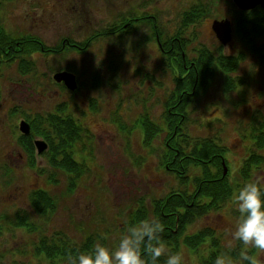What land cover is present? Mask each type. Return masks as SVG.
Masks as SVG:
<instances>
[{
	"label": "rangeland",
	"instance_id": "obj_1",
	"mask_svg": "<svg viewBox=\"0 0 264 264\" xmlns=\"http://www.w3.org/2000/svg\"><path fill=\"white\" fill-rule=\"evenodd\" d=\"M194 6L206 9L208 20L229 16L235 9L230 0H10L4 2L0 17L7 31L34 35L54 49L61 43L84 44L96 33L117 26L132 9L156 16L164 32L174 34L181 28L183 11ZM206 18L184 31L190 52L200 44L216 53L237 52L239 41L237 50H219L220 42L209 34ZM150 34L147 25H137L129 34L92 42L85 52L71 47L50 55L36 51L29 58L34 63L29 73H23L16 61L0 63V264H65L37 252L42 236L80 243L91 235L95 245L114 247L142 202L150 207L171 190L183 188L161 165L166 131L147 146L138 123L148 114L166 129L165 108L174 89L172 68L161 59ZM258 45L264 46V41ZM252 54L249 51L234 74L251 83L244 87L245 96L227 94L225 76L218 73L216 83L189 108V135L213 138L226 148L227 174L238 186L246 181L239 171L249 155L255 151L264 156V149L251 137L254 113L243 112L246 102L255 106L256 94L264 90V63ZM60 71L76 75L78 91L55 81L53 76ZM64 105L86 128L76 144V158L85 160L87 168L75 185L70 176L49 165L36 147L38 169L33 168L20 143L19 124L25 115H46ZM255 175L264 176V164L253 169L251 177ZM38 189L55 196L53 212L40 216L31 208V194ZM233 199L234 195L220 209L196 219L186 235L211 229L222 245L237 246L229 236L238 217ZM22 214H28L35 231L15 225ZM204 245L209 251L210 236ZM177 250L184 253L185 264H200L199 254L182 241ZM162 251L167 256L174 250L162 246ZM253 264H264V252L256 250Z\"/></svg>",
	"mask_w": 264,
	"mask_h": 264
},
{
	"label": "trees",
	"instance_id": "obj_2",
	"mask_svg": "<svg viewBox=\"0 0 264 264\" xmlns=\"http://www.w3.org/2000/svg\"><path fill=\"white\" fill-rule=\"evenodd\" d=\"M5 1L10 0H0V12ZM197 9L193 7L185 13L181 28L177 32L184 34V31L193 22L194 17H202L203 11ZM254 15L259 19L245 23L246 28L243 26L240 29V32L243 31L244 37L250 43L253 39L254 42L260 37L264 39V13L255 12ZM122 29L121 26L108 27L104 32L96 33L93 38L87 39L82 49L75 50L85 52L92 42L97 41L102 36L105 38L122 33ZM61 44L53 49L48 48L44 42L34 35H14L7 31L0 17V63L16 61L23 73H29L34 70L33 60L29 58L36 51L50 55L52 53H62L64 50L69 49L66 44ZM200 52L203 61L198 63L197 72L199 76L197 84L196 73L193 72L182 80L178 77V75L183 76L186 73L182 64H175V69L172 66L176 91L180 93L183 89H187L191 94L186 96L181 103H178V97L174 96L173 93L169 96L165 108L166 129L154 122L148 114L142 116L138 121L145 134V144L147 146L152 145L161 134V131H166L167 136L163 142L161 165L165 171L177 177L183 188L171 190L163 198L152 201L150 207L142 202L133 212L129 224L131 227L143 219L157 217L165 229L161 234V241L158 246H161V248L167 246L176 251L182 241L187 247L199 254L200 264H211L212 259L221 252H228L233 264H239V256L247 254L253 264L255 249L245 252L244 246L240 244L234 248L226 247L221 244L220 238L216 237L211 229H203L194 234L186 235L188 227L196 219L211 211L220 209L238 188L237 181L229 179V173L224 176L223 161L227 164L226 148L213 138H192L188 132L189 122L191 121L190 104L213 86L218 73L225 76L224 91L227 94L235 91L237 83L229 78L230 73L235 71L238 63L226 57L223 51L216 53L214 59L206 48H202ZM67 110V106L64 105L59 106L55 112L46 115L37 114L35 117L25 115V120L31 125V134L27 136L22 134L20 143L25 153L30 157V165L38 169L35 166L36 150L34 140L36 138L44 139L49 148L43 154L47 157L49 165L70 176L71 185H75L76 178H79L87 168L85 160L79 161L76 158V144L81 141L82 136L86 133V128L72 115L68 114ZM251 135L252 139L257 141L258 148L264 149V125L255 123L251 129ZM263 164L264 156L254 151L244 161L239 174L247 180L251 177L253 169ZM30 206L40 216L51 213L56 207L55 196L46 189L35 190L30 197ZM15 225L24 227L29 231L37 229L34 223L30 222L28 214L19 215ZM208 236L211 237L209 251L208 246L204 245ZM94 246L95 239L91 235L80 243L63 238L42 236L36 244V250L39 254L44 253L47 258L53 261L59 259L66 264L69 256H73L80 251L91 250ZM145 259L148 264H151L150 255H146ZM165 259L166 256L162 251L158 264H164Z\"/></svg>",
	"mask_w": 264,
	"mask_h": 264
},
{
	"label": "clouds",
	"instance_id": "obj_3",
	"mask_svg": "<svg viewBox=\"0 0 264 264\" xmlns=\"http://www.w3.org/2000/svg\"><path fill=\"white\" fill-rule=\"evenodd\" d=\"M233 203L238 217L229 232L230 240L246 246L245 252L247 247L264 252V176L255 175L240 184ZM164 230L157 217L143 219L129 227L114 247L98 243L91 250L69 256L66 264H148L146 255L151 256V264H158L162 254L158 245ZM164 264H185V255L178 250L171 251ZM211 264H233V260L228 252H221ZM239 264H252L251 258L240 255Z\"/></svg>",
	"mask_w": 264,
	"mask_h": 264
},
{
	"label": "flooded vegetation",
	"instance_id": "obj_4",
	"mask_svg": "<svg viewBox=\"0 0 264 264\" xmlns=\"http://www.w3.org/2000/svg\"><path fill=\"white\" fill-rule=\"evenodd\" d=\"M230 1L235 7V9H233V14H230L229 16H221L219 18H214L213 20L211 19L208 20V18H206L205 16L206 9L201 8V10L203 11L202 17H199V16L194 17L193 22L190 25L197 26L198 24L202 23L204 19L206 18L209 24V30H208L209 34L212 35V38H215V40L217 39L220 42V40L217 37L216 31L213 29V22L215 20H223V19H228L231 22L232 40L227 45H224L220 42L219 50H222L223 48L224 49L231 48L233 50H237L238 44L236 43H238L239 41L241 46L237 52L236 51L235 52L227 51L226 53L224 52L226 57H229L230 59H233L238 63L237 68L235 69V71L230 73V78H229L231 81L237 83L236 84L237 89L235 91H231L228 93L229 95L232 96L233 94H236L239 92V93H242L243 96H245L247 92L245 91L244 87L251 85V83L249 84L248 79H242L239 77H235L234 74L237 73L241 69L242 65L246 61V56L248 55L249 51L251 52V54L253 53L252 55L256 57L258 62L264 63V46L258 45V42L263 43L264 39L260 37L256 40V42H254L253 41L254 39H253L251 40L252 42L250 43L249 40L244 37L243 31L240 32L241 31L240 29L243 28V26L244 28H246L245 23L254 22V20L259 19L254 14L255 12L264 13V8L261 5H257L256 7L252 9L243 10V9H240L233 0H230ZM196 8L200 9L199 7H196ZM191 9L183 11L182 16H181L182 21L184 19L185 13L187 11H190ZM118 22L119 23L117 26H121L123 27V29L121 30L122 33L121 32L117 33L116 35H114L115 37L121 36L124 34H129V32H131V29L132 28L134 29L137 25H147L151 33L150 37L152 41L155 43V45L157 46L161 59L165 62V64L171 68L173 66L174 69L176 68L175 64H182V66L184 67V70L186 71V73L183 76L178 75V77L182 80L187 75L190 76V74L194 72L196 73V76H197V79H196V84H197L198 76H199L197 72L198 63L203 61L202 57H200L202 55V53L200 52L202 48H206L209 51V53L212 54V58L213 59L215 58L216 51H214L213 49L209 47H206L205 44H200L198 47H193V50H191L190 52L188 43H187L189 39L188 38L186 39V37H183V34L180 32H175L174 34H166L164 30L159 26L156 16L152 14L144 15L142 12L138 13L134 9H132L131 11H129V14L127 16L121 17V19ZM101 38H104V37L102 36ZM82 45L78 42H75L67 46L74 48V49H82L83 48ZM224 83H226V79H224ZM59 84H62L65 86L63 82ZM173 84H174V89L172 93L174 96L178 97V103H181L185 99L186 96H190L191 92L187 89H183L182 92H180L181 94L178 93L176 91L175 83ZM253 84L260 86V84H258V81H255ZM79 87L80 86L78 84V88ZM261 90L262 92L259 91V94L258 93L256 94V98L254 101V104L256 107L253 104H251L249 101L246 102L244 98L242 99V101L244 100L247 103L246 106H243L244 108L246 107V109L243 108V112L254 113L253 115L255 116V119H254L255 121L252 123V126L255 123L264 125V95H263L264 90L263 89ZM76 91H78V89ZM260 110H262V112H260Z\"/></svg>",
	"mask_w": 264,
	"mask_h": 264
},
{
	"label": "water",
	"instance_id": "obj_5",
	"mask_svg": "<svg viewBox=\"0 0 264 264\" xmlns=\"http://www.w3.org/2000/svg\"><path fill=\"white\" fill-rule=\"evenodd\" d=\"M235 4L243 10L252 9L257 5H261L264 8V0H233ZM213 29L217 33V37L220 42L224 45H227L232 40V27L231 22L228 19L223 20H215L213 22ZM53 78L56 82L61 83L63 82L65 86L71 90L75 91L78 88L77 77L74 73L68 71H60L54 74ZM19 130L22 132L23 135H30L31 134V125L26 120H21L19 124ZM35 147L37 149L38 154H43L49 148L48 143L44 139H36L34 141ZM224 167V176L228 172V167L226 166L225 161H223Z\"/></svg>",
	"mask_w": 264,
	"mask_h": 264
}]
</instances>
